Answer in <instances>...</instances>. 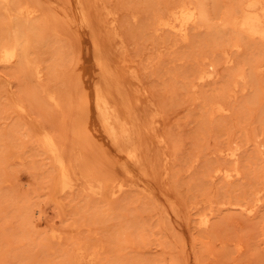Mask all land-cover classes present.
<instances>
[{"label": "rangeland", "instance_id": "374dc122", "mask_svg": "<svg viewBox=\"0 0 264 264\" xmlns=\"http://www.w3.org/2000/svg\"><path fill=\"white\" fill-rule=\"evenodd\" d=\"M30 1L40 5L37 18L41 17L42 23L46 18L42 35L52 41L50 48L57 51L62 65L58 75L62 84L57 83V77L52 83L60 88L66 106L63 111H56L40 95L44 83L24 80L14 69L0 67V73L6 76L4 80L9 82L0 79V264H77L72 258L75 241L90 247L88 252L94 245H103L106 252L101 257L107 261L110 257L111 264H264V206L250 219L221 205L236 197L240 201L250 200L251 192L258 187L264 161L260 157L256 159L253 140L255 137L264 141V95L239 93L234 94L231 101L226 99L224 104L231 109L225 115L227 119L225 116L217 118L219 115L209 117L203 106L219 99L224 90L230 88L232 74L254 59L253 49L247 50L240 63L226 66L219 44L207 33H193L190 41L180 42L171 33L152 31L156 17L181 0H98L97 4L93 0H82L91 25L81 30L75 23L74 0ZM227 3L228 0L217 1V12L221 13ZM102 6L114 13L119 39L128 51L125 56L111 38L109 27L112 26L100 9ZM229 56L233 60L235 52H229ZM210 61H218V71L224 76L215 81L217 83L200 85L195 82V72ZM102 62L115 77L123 101L133 109L134 116L137 114L142 125L139 140L142 162L137 167L126 162L122 152L95 124L96 90L103 91L113 107L120 109L119 97L105 86ZM129 69L140 81L130 78ZM258 78L263 86L264 73ZM12 99L28 103L27 117L12 112L9 108ZM148 101L161 111L156 117V131L152 132L148 129L151 114L147 109ZM34 121L59 136L70 169L93 181L124 184L123 195L116 202L104 196H93L84 190L82 181L72 192L73 197L55 193L50 176L54 170L47 156L33 142L37 134ZM160 136H166L168 144H165V152L169 160L165 167L156 144ZM244 139L250 140L251 145L240 155L243 178L229 184L219 177H208L211 168L230 167L219 152L230 143L244 144ZM140 178L152 189L151 195L137 187ZM261 196L264 200V194ZM60 202L65 206L64 212L58 208ZM170 202L174 213L168 209ZM207 208L214 210L216 221L213 220L214 235L209 237L196 228L197 215ZM218 208L221 212L215 214ZM73 224L78 228L70 230ZM50 229L63 232L64 241H49ZM91 229L97 230V235ZM201 241L210 242L214 250L210 256L198 245ZM237 242L242 243L240 252L236 249ZM130 248L136 250L129 253ZM135 252L142 256H136ZM116 253L123 258V254L127 255L121 259Z\"/></svg>", "mask_w": 264, "mask_h": 264}, {"label": "bare ground", "instance_id": "6f19581e", "mask_svg": "<svg viewBox=\"0 0 264 264\" xmlns=\"http://www.w3.org/2000/svg\"><path fill=\"white\" fill-rule=\"evenodd\" d=\"M93 1L95 2V4H97L98 2V0H93ZM217 1L219 0H181L177 5L167 8L160 16L158 15V17H156V19L154 20V26H153L154 30L152 31H155V32L165 31V32H168L169 34L171 33V35L173 34L175 37H177V39H179L180 42L190 41V39L192 38V37L190 38V35L193 33L194 34L201 33V32L207 33L209 34L211 39L216 44L217 43L219 44L220 46L219 48L221 49V50L219 49L221 53L220 55L221 57H223V61H225L226 66H227V63H231L232 65H234L233 63L236 64V62L240 63L242 61V56L247 52V50L253 49L252 53H254L253 55L254 59H252L251 63L247 65V67L245 65L244 66L241 65L239 69L232 74V78H230L231 83L229 82L230 88H228V90L226 91L224 90L223 93L221 92L222 94L219 97V99L206 102L205 105H203L208 111V115H210L209 117L212 118L214 115L215 116L219 115L217 118L220 119V116L223 117L226 115V113L230 112L231 109L226 106L227 104L225 105L224 103L226 99L228 98H230L229 101H231V98L233 97L234 94L240 93V95L241 94L246 95L247 93H251L255 96L261 94L262 97L264 95V85L263 86L261 85L262 83L260 82V78H258V75L260 76L264 73V58L262 59V57H264V0H228V3L226 4V6L223 7V11H221V13L219 12L220 14L217 12V6L215 7V3ZM35 3L31 2L30 0H0V67L4 69L5 68L14 69L15 73L22 76L23 77L22 79L24 80H27V81L33 80V81H38L40 83L41 82L44 83L43 88L40 90V95L45 100L44 102H48L52 104L55 107L56 111L57 110L63 111L66 106L64 95L62 94L60 88L56 87L52 83L55 77H57L58 84L61 82L60 76L58 75L61 73L62 65L61 63H59L60 62L59 57H57L56 55L57 51H55L54 48H50V46H53L52 41L42 35V28L44 25L43 23H45L46 18H44L43 23L41 21L42 19H40L41 17L37 18L38 13L41 8H39L40 5L38 6L37 3L36 4ZM73 8H74L75 23L78 29L80 30L88 29L90 27L89 26L90 22H89V18L85 11L82 0H74ZM100 9H102V11L105 13L106 21H109L108 23L110 24V26H112V27H109L108 26L109 24L106 25V27L108 26L110 29H112L110 31L112 40L116 41L115 45L118 46L117 49L120 51V53L124 55L127 49L123 46V41L119 39L120 35L116 29V24H115L116 21L114 19V13H112V11H110L105 6H102ZM107 17L109 18L107 19ZM124 45H127V44H124ZM232 51L235 52V56H236L235 58H232L233 60H231L229 56V52H232ZM231 54L232 53H230V55ZM156 57L157 56H155V58ZM159 57H161V55H159ZM217 63L218 61H210L206 63L204 62L199 67V69L195 72V76H194V79L196 80L195 82H198L201 85L205 83L208 84V82L211 83V82L221 80L224 75L223 76L220 75L222 73L218 71L219 63L218 64ZM100 67L102 68V71L104 74L105 86L109 90L114 91V93L117 95V98L119 97L118 101L120 103L119 105L120 109L116 110L113 107V105L110 103L108 97L103 91L96 90L95 98H94L95 99L94 100L95 124L98 127V129L104 134L106 139L108 141H111L113 145L117 147L116 149H119L122 152L123 156L127 160L126 162L129 161L130 163H133L137 167V165L138 166L141 165V162H142V159L140 158V149H141L140 146L142 144L139 141L141 138V130H142V128L140 129V126L142 125L139 124V118L137 117V114L136 116H134V114L132 113L133 109L131 110L130 109L131 107L128 105V103L123 101L124 98L119 89L120 87L118 84H116L115 77L112 74H110L109 68L106 65V63L105 62L100 63ZM229 67L231 68L233 66L230 65ZM129 70H127V73L129 71L130 78H133L135 82L140 81L137 77V74L134 71H132V69H129ZM74 74L76 76L78 75L77 73H74ZM174 75L175 77L178 76V75L176 76V74ZM4 76H5V73L3 74L0 73V79L2 81L6 78V76L5 78H3ZM172 78L175 79L174 76H172ZM22 79H20L19 82L24 84ZM177 79H175V81ZM4 81L5 83L9 84L7 79ZM213 84L214 83H212L211 85ZM140 91L142 92L141 89ZM137 92H138V89H137ZM15 97L17 98V96ZM236 97H237L236 100H238L239 99L238 96ZM234 99H235V96H234ZM258 101L261 102L262 100L259 99ZM10 102H11L10 104L11 106L9 108L13 109L12 112H15L18 114L20 113L19 114L20 116L22 115V116L27 117L29 115L28 113H29L30 108L27 105L28 103L26 104L24 100L20 101V99L19 100L12 99V101ZM148 102L149 104L147 105V109L151 113L149 115L150 121L148 122L149 124L148 129L152 132V131H156V127H157L155 126V123L157 121L156 117L159 116L160 110H158V107H156L154 103H152L151 101H148ZM197 102H199V100ZM157 124L159 125V123ZM33 126H34L33 128L37 129V134L33 138V142L35 141L36 145L40 147V151H42L47 156V158L50 161L51 168L54 170V174L52 173L53 175H50V176H51V181H52L51 186L53 189H55V193L57 192L58 195L60 194L63 196L64 194H70L71 196L72 192L76 190L78 186V182L82 181L84 183V190H88L93 196H104L105 199L107 198L106 200L110 199V201L113 200L116 202V199H118L120 195H123L122 194L124 192L123 190L126 188L124 184L115 185L111 181H93V180L88 179L87 176H83L81 174L78 175L74 170L70 169V166L68 164V162L70 161H67L66 159L67 154L65 155L64 143L61 142V139L59 138V136L55 135L52 132V130H50L49 128L48 129L45 128L44 126H42L36 121L33 122ZM166 136H168V134ZM142 137H144V135ZM164 137L163 136L158 137L156 140V144L158 148L161 150V154H160L162 156L161 160L163 162V166L165 167L168 164L169 156L165 152V144H166L165 140L166 139H164ZM166 138L169 139V136ZM170 140L172 139L170 138ZM250 143H251L250 140H246L244 144L241 143L239 145L230 143L226 149L221 150V151L219 149L220 151V152L218 151L219 154L221 155V157H224L222 159L223 160L226 159L227 161H229L230 167L223 168L222 166H216L214 168H211L212 170L210 169L211 173H210V176L208 177H215V178L219 177L220 180L222 179L223 181L229 184L237 180H241L243 178L242 176L244 175L241 170V163H240L241 156L240 155L244 152L245 147H248L249 145H251ZM253 143H254L255 148L254 147L252 148H254L256 151V154H257L256 159L257 157H260V159L264 161V141L260 139L257 140L254 137ZM16 160H18V158H16ZM227 161L226 163H228ZM262 161L260 160L258 162L260 163ZM147 163H149V160ZM263 164L264 163H262V166H264ZM121 168H123V166H121ZM145 177L146 176H143V178ZM137 181L140 182V184H137V187L141 188V190L147 193L148 195L152 194V189L145 183L143 179L140 178ZM225 182H223V184ZM256 185H258V187H255L257 189L254 188V191L251 192L250 200H248L249 199L248 198V199H244L243 201L242 200L240 201V200H236L237 198L236 197L235 200L233 201H228V202H224L223 204L221 203L220 204L222 206H227L229 208L235 209L236 211H238L240 214H243L247 218H250V219L254 218L257 212L264 206V200H262V196H261L264 194V168L262 169L261 176L258 177ZM131 191H132V188H131ZM142 191H140V193L144 194L142 193ZM148 198H151V197L149 196ZM209 200H207L206 202H209ZM152 203L155 204L156 201L154 202V199H153ZM203 203H205V201ZM216 205H219V204L216 203ZM58 206H59L58 208L64 212L65 206L62 205L61 202L58 204ZM208 206H209V203H208ZM168 209L172 211L173 213L175 212V208L172 202L169 203ZM199 210H202V209H198V211ZM218 211L219 212L216 211L215 214L221 212L219 208H218ZM37 214L39 216V211L37 212ZM40 217H41L40 219L42 220L43 218L42 215H40ZM214 218H215L214 210L212 208H209L206 211L200 212V214L197 215L196 228L207 236L211 234L214 235L213 230H214V224L216 222ZM230 221L231 219L229 220V223ZM77 228H78L77 225L73 224L70 230H74ZM94 229L93 230L91 229L92 230L91 232H93ZM96 231L97 230H95L94 232ZM63 235H64L63 232H58V231L51 230V229L48 231L49 241H53L54 243L64 241ZM96 235H97V232H96ZM210 238L212 237L210 236ZM214 238H213V241H214ZM237 243L238 244L236 245V249H237V252H240L243 248L242 243H239V242ZM74 244L76 245L72 251V258L76 260L77 264H105L106 262H108V264H111V261H109L110 257L108 261L106 258H104V256L101 257L102 255H105V252H106L105 247L103 245H100V244L94 245L90 249L91 252H88L90 247L87 248L88 247L87 245H82L80 242L76 243V241ZM200 244L206 249L205 252H207L208 256H210L213 253L214 250H212L211 248L212 246L210 247V242L203 243L201 241L198 243V245ZM223 245L225 246V244ZM131 249L132 248H130L129 253L134 252L133 250L135 248H133V250ZM137 254L138 255H136V252H135L136 256L138 257L142 256L139 253ZM109 255H110V252H109ZM126 255L127 254L122 255L124 256V258L119 256L118 254L115 256H118V258H121V259L122 258L125 259ZM131 259H134V257H132ZM103 260L106 262L104 263ZM130 263L132 262L130 261ZM134 264H136V262ZM176 264H178V262Z\"/></svg>", "mask_w": 264, "mask_h": 264}]
</instances>
